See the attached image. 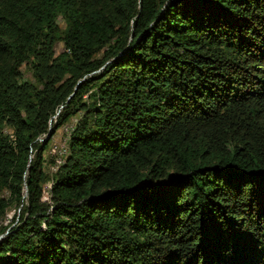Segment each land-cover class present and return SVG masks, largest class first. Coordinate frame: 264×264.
<instances>
[{
	"label": "trees",
	"instance_id": "1",
	"mask_svg": "<svg viewBox=\"0 0 264 264\" xmlns=\"http://www.w3.org/2000/svg\"><path fill=\"white\" fill-rule=\"evenodd\" d=\"M11 206L0 264H264V0H0Z\"/></svg>",
	"mask_w": 264,
	"mask_h": 264
},
{
	"label": "rangeland",
	"instance_id": "2",
	"mask_svg": "<svg viewBox=\"0 0 264 264\" xmlns=\"http://www.w3.org/2000/svg\"><path fill=\"white\" fill-rule=\"evenodd\" d=\"M56 53L62 50V45L57 44L55 46ZM23 77L26 79H31V72L28 66L24 65L22 67ZM78 119V115H75L69 123L57 129L56 133L52 137L51 142L44 153V167L49 174L55 170V167L59 164L62 157L65 155V150L67 149L68 135L71 130L72 125ZM42 141L44 138L41 139ZM26 195V194H25ZM15 214H19V208L11 206L0 223V225L14 224ZM2 236V235H1Z\"/></svg>",
	"mask_w": 264,
	"mask_h": 264
},
{
	"label": "water",
	"instance_id": "3",
	"mask_svg": "<svg viewBox=\"0 0 264 264\" xmlns=\"http://www.w3.org/2000/svg\"><path fill=\"white\" fill-rule=\"evenodd\" d=\"M49 135V132L47 133V136ZM27 190L25 191V194H26Z\"/></svg>",
	"mask_w": 264,
	"mask_h": 264
}]
</instances>
